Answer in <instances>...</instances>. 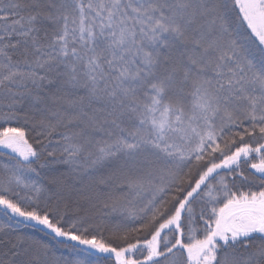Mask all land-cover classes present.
Masks as SVG:
<instances>
[{
    "label": "snow or ice",
    "instance_id": "6c2138e0",
    "mask_svg": "<svg viewBox=\"0 0 264 264\" xmlns=\"http://www.w3.org/2000/svg\"><path fill=\"white\" fill-rule=\"evenodd\" d=\"M0 264H264V0H0Z\"/></svg>",
    "mask_w": 264,
    "mask_h": 264
}]
</instances>
